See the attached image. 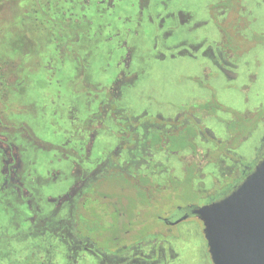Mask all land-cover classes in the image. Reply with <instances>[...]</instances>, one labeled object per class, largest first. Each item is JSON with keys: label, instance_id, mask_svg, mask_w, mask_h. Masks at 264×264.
I'll return each instance as SVG.
<instances>
[{"label": "flooded vegetation", "instance_id": "1", "mask_svg": "<svg viewBox=\"0 0 264 264\" xmlns=\"http://www.w3.org/2000/svg\"><path fill=\"white\" fill-rule=\"evenodd\" d=\"M191 1L0 2V264H212L197 212L264 157V0Z\"/></svg>", "mask_w": 264, "mask_h": 264}, {"label": "water", "instance_id": "2", "mask_svg": "<svg viewBox=\"0 0 264 264\" xmlns=\"http://www.w3.org/2000/svg\"><path fill=\"white\" fill-rule=\"evenodd\" d=\"M197 214L212 264H264V157L232 193Z\"/></svg>", "mask_w": 264, "mask_h": 264}, {"label": "rangeland", "instance_id": "3", "mask_svg": "<svg viewBox=\"0 0 264 264\" xmlns=\"http://www.w3.org/2000/svg\"><path fill=\"white\" fill-rule=\"evenodd\" d=\"M180 1H182V0H180ZM204 1L205 0H192L191 1L192 2V5H191L192 9L194 10V8H197L195 12L199 13L200 12V6L199 5L202 4L201 7H203ZM253 5H255V4H253ZM256 7H255V11H256ZM259 15H261V17H262V18L261 17L260 18L263 20V23L262 22L261 23H262V27H264V9L262 12H259ZM147 41L149 43L152 42L150 39L149 40L147 39ZM148 42H147V44H149ZM31 60H33V57L31 58ZM91 63L92 64L88 65L87 68L88 69L91 68L93 70V72H96V68H98L99 65H96L94 62H91ZM177 70L178 69L176 68L175 71H177ZM175 71L173 70V68L171 66H169L168 63L164 64V65H160V67H156L154 65L147 64L143 68V73H144L143 77H141L139 79H142V85L143 84H145V85L151 84L152 86H156L159 89V93L163 97L168 98V99H165V98L163 99L164 102H166L167 100H169V98L171 96V89L173 87L172 84L169 83V78H170L171 74ZM93 74L96 75L95 73H93ZM216 85L222 86V84H220V82L216 83ZM79 86L81 87V84ZM79 86L77 85V88H79ZM180 89L181 88H178L179 91H180ZM220 97H221V99L222 98L225 100L227 99V97L224 93ZM9 100L12 101L13 103H15V106H16V105H18V101L20 100V98L18 96L17 97L14 96V95L12 97V95H11V96H9ZM234 103H236V102H234ZM35 108H36V110H38V107H35ZM245 147H247V146H245ZM245 151H246V148H245Z\"/></svg>", "mask_w": 264, "mask_h": 264}, {"label": "trees", "instance_id": "4", "mask_svg": "<svg viewBox=\"0 0 264 264\" xmlns=\"http://www.w3.org/2000/svg\"><path fill=\"white\" fill-rule=\"evenodd\" d=\"M1 1H5V0H0V2H1ZM19 1H20V0H19Z\"/></svg>", "mask_w": 264, "mask_h": 264}]
</instances>
